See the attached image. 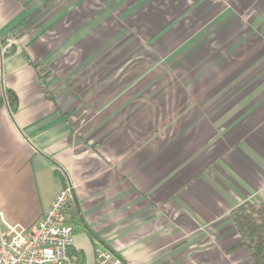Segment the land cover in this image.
<instances>
[{"label": "crops", "instance_id": "obj_1", "mask_svg": "<svg viewBox=\"0 0 264 264\" xmlns=\"http://www.w3.org/2000/svg\"><path fill=\"white\" fill-rule=\"evenodd\" d=\"M69 185L80 264H253L264 0H0V212L30 228Z\"/></svg>", "mask_w": 264, "mask_h": 264}, {"label": "built area", "instance_id": "obj_2", "mask_svg": "<svg viewBox=\"0 0 264 264\" xmlns=\"http://www.w3.org/2000/svg\"><path fill=\"white\" fill-rule=\"evenodd\" d=\"M74 186L56 196L52 207L30 228L10 225L0 212V264H80L72 253L75 227L69 221ZM94 264H134L111 251H99Z\"/></svg>", "mask_w": 264, "mask_h": 264}, {"label": "trees", "instance_id": "obj_3", "mask_svg": "<svg viewBox=\"0 0 264 264\" xmlns=\"http://www.w3.org/2000/svg\"><path fill=\"white\" fill-rule=\"evenodd\" d=\"M8 42L10 44V40ZM32 65L41 72L44 70L38 61H34ZM47 77L48 74L43 75L41 81L48 94ZM6 101L12 112H16L19 106L16 94L8 91ZM230 215L237 231L239 246L249 251L253 264H264V202L245 201Z\"/></svg>", "mask_w": 264, "mask_h": 264}, {"label": "rangeland", "instance_id": "obj_4", "mask_svg": "<svg viewBox=\"0 0 264 264\" xmlns=\"http://www.w3.org/2000/svg\"><path fill=\"white\" fill-rule=\"evenodd\" d=\"M141 48V47H140ZM140 48H139V46L138 47H135L134 48V50H131V49H129V50H127V52H124V58H122V59H124V60H127V61H137V60H143V59H148L149 57V53H150V51H147V50H145L144 48V50L141 48V50H140ZM140 50V51H139ZM151 55V54H150ZM155 55V54H154ZM153 54L151 55V57L150 58H153V56H154ZM42 67V66H41ZM41 72V71H40ZM42 73H43V75H45V69L42 71ZM48 95H49V93H48ZM248 201V200H247ZM237 208V207H236ZM252 260V259H251ZM253 262V261H252Z\"/></svg>", "mask_w": 264, "mask_h": 264}, {"label": "water", "instance_id": "obj_5", "mask_svg": "<svg viewBox=\"0 0 264 264\" xmlns=\"http://www.w3.org/2000/svg\"><path fill=\"white\" fill-rule=\"evenodd\" d=\"M76 224H78V222H77ZM76 230L78 231V230H80V229L77 227Z\"/></svg>", "mask_w": 264, "mask_h": 264}]
</instances>
